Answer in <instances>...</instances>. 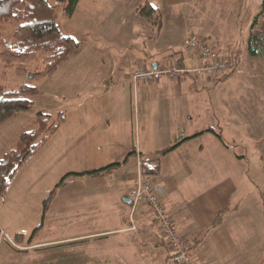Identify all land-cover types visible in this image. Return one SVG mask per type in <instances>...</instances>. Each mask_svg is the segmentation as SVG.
<instances>
[{
  "label": "crops",
  "instance_id": "0c3cea01",
  "mask_svg": "<svg viewBox=\"0 0 264 264\" xmlns=\"http://www.w3.org/2000/svg\"><path fill=\"white\" fill-rule=\"evenodd\" d=\"M210 1H79L71 17L88 16L89 32L96 40L97 52L115 56L117 67L108 69V94L105 91L82 94L77 103L81 105L91 99L95 104L93 112L80 106L78 116L74 117L77 122L61 126L53 135L58 142L49 150L61 152L65 165L56 179L47 184V191L68 175V184L61 191L77 185L68 211L84 219L75 227L73 235L55 241L32 240L22 244L27 255L51 242L90 244L109 240L105 255L93 257L90 251L86 264H181L160 233L149 205L144 202L133 206L131 188L142 162L145 167L155 169L150 176L151 183L165 209L173 216L176 231L187 241L195 264H258V258L264 256V250L258 253L264 242V203L260 206L257 200L261 198L264 179L236 174L234 166L243 165L247 156L235 151L223 130V126L228 125L236 131L242 125V113L226 108L223 111L230 117L218 114L219 108L211 107V97L203 93L212 82L220 87L222 79L231 71L216 77L163 76L155 82L140 81L136 86L131 81L136 69L172 62L191 67L202 64L204 59L200 54L188 47L191 33L203 35L220 55L235 56L222 42L224 23L207 20L203 14L202 7L211 6ZM146 2L155 4L161 14L163 26L158 32L138 14V7ZM129 37L130 41L126 39ZM162 38L171 40L166 48L168 55L164 57H160ZM238 68L239 60L236 70ZM121 83L124 88L116 87ZM128 84L133 98L126 90ZM103 97L106 103L100 113L97 106ZM135 104L134 117L130 109ZM67 119L68 116L65 122ZM47 143L25 160L13 179L9 192L15 183L19 188L11 192L13 197H25L18 182L19 175L31 176V184L37 176L50 177L48 167L44 175H40L42 164L51 159L48 150L44 152ZM170 147L168 152L160 153ZM0 148L1 156L8 145ZM110 164L118 166L103 175L87 174ZM24 165H29V169L24 170ZM44 192L46 194V190ZM26 194L28 199L30 193ZM220 212L223 219L212 225ZM37 224L33 222L31 226ZM19 233L24 235L21 239L24 242L27 234ZM74 264H83L82 255L76 257Z\"/></svg>",
  "mask_w": 264,
  "mask_h": 264
},
{
  "label": "rangeland",
  "instance_id": "374dc122",
  "mask_svg": "<svg viewBox=\"0 0 264 264\" xmlns=\"http://www.w3.org/2000/svg\"><path fill=\"white\" fill-rule=\"evenodd\" d=\"M263 1L217 0V3L214 4L213 0H211V6L202 7V10L207 20L212 19L215 22L220 23L221 21L224 23L225 29L221 37L222 42L228 45V50L233 52L239 60V68L237 70L234 69L229 75L225 76L221 81L223 83H221L220 87H216L211 81L212 83L207 85L203 93L207 97H211V107L219 108L218 114L230 117L228 113L225 114L223 111L226 108L229 111L233 108L242 113V125L236 131L232 126H223L224 134L229 143L234 146L235 151L244 153L247 156V161L239 167L234 166V170L237 175L239 173L242 176L247 175L249 178L264 179V52L253 56L249 51L250 32L253 29L252 27L256 25L254 23L255 18L262 10ZM56 10L57 20L61 24L62 30L81 40L82 49L54 75L29 80L31 84L37 85L41 92L34 96V106L31 110L26 112L22 117L13 119L0 126V147H4L5 145L11 147L16 141L15 139H17L15 138L17 133L31 129L30 118L38 110H43L52 115L64 111L65 120L68 116L67 121L65 122L64 120V123L61 125L64 128L71 126L73 122H77V119H74V117L78 116L80 106L84 105L83 107L86 108V111L93 112L95 104L91 102V99L89 101L86 100L81 105L77 103L82 94L86 95L87 93V95H90L97 94L98 92H102L103 94L104 91L105 94L106 92L108 94L109 82L107 74L110 67H112L111 69L117 67L115 56L105 53L99 55L96 40L92 38L89 32L90 22L88 16L80 14L69 17L63 13L61 5H58ZM185 10L188 11L187 9ZM126 39L128 41L131 40L130 37ZM168 41L171 40L163 38L160 40L159 44L162 48L160 57L168 55V50L166 49ZM170 53L172 52L170 51ZM119 58L120 56H117V59ZM227 78L230 79L227 81L225 80ZM19 79L29 83L28 79L24 76L19 77ZM225 81L227 82L225 83ZM116 87L124 88V85L121 83ZM126 90L133 98L131 85L129 87L128 84ZM105 103L106 99L103 97V101L98 103L99 106H97L100 113ZM132 112L135 117L137 112L136 104L130 109L131 115ZM21 118L23 119L19 121ZM113 126H116V122H113ZM47 142L44 152L48 150L47 154L51 159L42 164L40 175H44L48 167V169L51 168L50 177L37 176L35 177V182L31 184V176L26 177L25 173H23L17 178H20L18 182L22 185L21 189L25 193V197L21 199L13 197V192L19 190L17 183L11 187L10 192V188H8L6 194L0 197V264H74L76 257L79 255H82L83 264H86L91 253L93 257L95 255L98 258L104 256L106 247L110 243L109 240H99L98 242L96 240L90 244H80L72 241L67 243L51 242L47 247L40 248L39 250L33 249L30 251L32 252L31 254H26L27 251L24 249L26 247L22 244L26 245L32 240L34 242L55 241L61 237L73 235L75 227L84 219V216L77 217L74 216L75 214L72 211H68L69 205H72L71 202L74 199L73 192H75L77 185H70L64 191H61L64 186L60 187L49 203L43 227L37 232V236L35 235L32 240L30 239L34 229L43 221V202L58 182L48 191L47 184L50 185L56 179L55 177L65 165L61 152L57 150H55L56 152L49 151L57 144L58 139L52 136ZM261 155L263 158H261ZM27 167L29 169V165H24V170ZM226 168L228 173L230 166L227 164ZM44 190H46V194H44ZM260 190L261 198L257 200L261 206V203H264V188L260 187ZM26 192L30 193L28 199ZM33 222L38 223L37 226H31ZM20 231L27 234L24 242L21 241L24 235L19 233ZM18 235H21V238L18 239ZM263 250L264 242L261 248L259 247L258 253L260 254ZM258 264H264V256L258 258Z\"/></svg>",
  "mask_w": 264,
  "mask_h": 264
},
{
  "label": "trees",
  "instance_id": "16d2710c",
  "mask_svg": "<svg viewBox=\"0 0 264 264\" xmlns=\"http://www.w3.org/2000/svg\"><path fill=\"white\" fill-rule=\"evenodd\" d=\"M79 1L0 0V126L22 117L32 109L34 96L41 91L37 85L31 84V80L54 75L82 49L81 40L62 30L56 10L61 5L63 13L71 17ZM138 14L146 23L155 26L157 32L160 31L163 26L161 14L149 2L138 7ZM254 23L256 25H252L250 32L249 51L251 55L257 56L264 52V1ZM21 76L30 80L29 83L19 79ZM64 120V111L52 115L38 110L30 118L32 128L22 131L0 157V197L6 194L25 160L45 145ZM171 149L166 148L160 153L164 154ZM117 166L110 164L87 174L103 175L112 172ZM143 170L149 176L155 169L143 165ZM67 177L62 178L45 198L43 221L34 229L31 240L43 227L49 203L57 189L68 184ZM222 219L223 212H220L212 225ZM17 238H21V235Z\"/></svg>",
  "mask_w": 264,
  "mask_h": 264
},
{
  "label": "built area",
  "instance_id": "2783aa9c",
  "mask_svg": "<svg viewBox=\"0 0 264 264\" xmlns=\"http://www.w3.org/2000/svg\"><path fill=\"white\" fill-rule=\"evenodd\" d=\"M187 42L188 47L198 52L204 59L202 64L191 67L172 62L156 68L136 69L131 74L132 83L136 86L140 81L155 82L163 76L177 79L199 75L216 77L236 69L237 58L232 55H220L203 35L192 33ZM131 195L133 206L144 202L149 205L156 216L160 233L167 240L171 251L179 257L181 264H195L189 252L187 241L176 231L173 216L165 209L149 176L144 173L142 162H139L138 175L135 185L131 188Z\"/></svg>",
  "mask_w": 264,
  "mask_h": 264
},
{
  "label": "snow or ice",
  "instance_id": "6c2138e0",
  "mask_svg": "<svg viewBox=\"0 0 264 264\" xmlns=\"http://www.w3.org/2000/svg\"><path fill=\"white\" fill-rule=\"evenodd\" d=\"M152 7H153V8H155V7H156V5H155V4H153V5H152Z\"/></svg>",
  "mask_w": 264,
  "mask_h": 264
},
{
  "label": "water",
  "instance_id": "95a60500",
  "mask_svg": "<svg viewBox=\"0 0 264 264\" xmlns=\"http://www.w3.org/2000/svg\"><path fill=\"white\" fill-rule=\"evenodd\" d=\"M154 68L156 67V65L153 66Z\"/></svg>",
  "mask_w": 264,
  "mask_h": 264
}]
</instances>
